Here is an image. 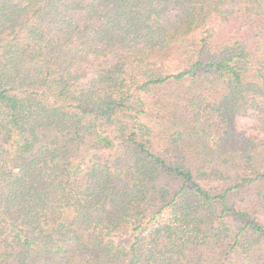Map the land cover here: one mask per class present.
<instances>
[{"label":"trees","instance_id":"1","mask_svg":"<svg viewBox=\"0 0 264 264\" xmlns=\"http://www.w3.org/2000/svg\"><path fill=\"white\" fill-rule=\"evenodd\" d=\"M0 264H264V0H0Z\"/></svg>","mask_w":264,"mask_h":264}]
</instances>
